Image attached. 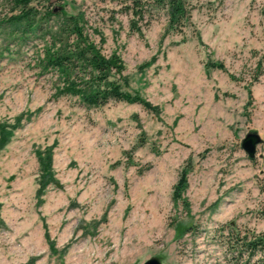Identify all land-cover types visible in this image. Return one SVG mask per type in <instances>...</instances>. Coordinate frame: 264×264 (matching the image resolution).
Returning a JSON list of instances; mask_svg holds the SVG:
<instances>
[{"label": "rangeland", "instance_id": "1", "mask_svg": "<svg viewBox=\"0 0 264 264\" xmlns=\"http://www.w3.org/2000/svg\"><path fill=\"white\" fill-rule=\"evenodd\" d=\"M186 2L179 33L164 12L133 31L121 1H36L83 14L155 114L55 97L57 74L41 65L50 40L10 26L14 5L0 0V124L18 122L0 150V264H231L220 228L264 232V0ZM250 132L262 138L253 159ZM48 153L56 183L40 192Z\"/></svg>", "mask_w": 264, "mask_h": 264}, {"label": "trees", "instance_id": "2", "mask_svg": "<svg viewBox=\"0 0 264 264\" xmlns=\"http://www.w3.org/2000/svg\"><path fill=\"white\" fill-rule=\"evenodd\" d=\"M37 0H11L14 13L8 24L22 29L23 35L29 37L40 31L50 44L44 49L41 61L43 69L57 74L55 97H77L88 108H98L110 102L139 104L145 109L159 113V108L143 99L139 94H133L124 89L122 84L124 63L119 55L104 54V38L97 41L85 30L83 14L66 16L64 11L56 12L52 6L43 11ZM128 3L126 9L133 14L131 22L133 31L141 32L138 26L147 14L164 12L168 18V31L183 33V29L191 25L192 15L186 0H112ZM57 19L59 24L48 26L50 21ZM97 33V31H95ZM100 34V33H99ZM213 67L223 68L222 65ZM18 125L0 124V150L13 136ZM41 180L40 192L50 183H56L52 173V159L48 153L40 160ZM187 169L182 172L176 186L174 197L182 199V191L187 187ZM185 205L188 204L183 200ZM220 228L223 233L226 228V246L230 253L231 264H264V232L255 233L239 231L235 226Z\"/></svg>", "mask_w": 264, "mask_h": 264}, {"label": "water", "instance_id": "3", "mask_svg": "<svg viewBox=\"0 0 264 264\" xmlns=\"http://www.w3.org/2000/svg\"><path fill=\"white\" fill-rule=\"evenodd\" d=\"M262 143V138L258 133L250 132L242 141V148L249 158L256 157L258 146ZM144 264H162L158 258H152Z\"/></svg>", "mask_w": 264, "mask_h": 264}]
</instances>
